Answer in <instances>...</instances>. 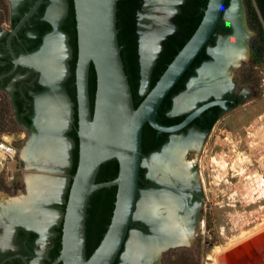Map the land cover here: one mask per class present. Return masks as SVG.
<instances>
[{
    "label": "water",
    "instance_id": "obj_1",
    "mask_svg": "<svg viewBox=\"0 0 264 264\" xmlns=\"http://www.w3.org/2000/svg\"><path fill=\"white\" fill-rule=\"evenodd\" d=\"M118 1L74 0L77 25L75 104L78 125V164L70 182L63 213L62 249L59 256L51 264H114L128 241L139 205V180L140 170L144 162L143 132L145 125L149 124L158 133H176L211 106H225V101L213 100L198 107L175 126L161 124L157 119L159 108L165 98L191 69L193 63L206 48L212 57L211 60L214 59L211 51L218 45L219 41L212 48H210V41L213 39L221 20L225 19L227 25L235 32V27L226 20L227 0H208L196 30L167 65L155 85L152 88L149 86L148 92L138 106H135L118 38ZM185 1L178 0L169 11L166 17L168 27L166 31L154 37L157 38V43L151 61L145 67L142 22L147 12L148 0H142V5L137 12L140 82L142 86L148 85V83L151 85L154 67L164 49L163 42L178 30L174 17L180 12L179 4ZM41 2L42 0L36 2L32 10L22 19L20 25L37 10ZM231 35L221 36L219 40ZM211 60L201 65L200 70H198V77L201 74V69ZM92 66L96 73V91L93 105L90 95ZM198 77H192L187 85V91L184 92L183 90L178 95L181 94L183 97L189 91L190 84ZM206 95L207 93L193 101L190 106L180 110H176L177 104L174 102L172 114L190 110L195 106L198 99ZM112 159H116L119 164L117 177L111 181L97 182L101 166ZM112 186L117 187V194L111 221L99 245L88 256L87 218L90 199L96 191ZM41 200L47 201L44 197ZM33 205L39 210L37 202H33ZM22 210L26 213L32 212L27 207ZM15 211L19 213L16 209ZM18 213L17 220L30 226L25 220H22L23 218L20 217L19 220ZM40 213L41 211L37 216ZM148 237L153 238V235ZM186 242H188L187 239L180 241L176 237L169 236L166 241L161 242V249H168ZM123 261L135 264L128 259H123Z\"/></svg>",
    "mask_w": 264,
    "mask_h": 264
},
{
    "label": "flooded vegetation",
    "instance_id": "obj_2",
    "mask_svg": "<svg viewBox=\"0 0 264 264\" xmlns=\"http://www.w3.org/2000/svg\"><path fill=\"white\" fill-rule=\"evenodd\" d=\"M6 1L5 16L0 22V107L3 102V94H6L16 121L27 131L35 133L41 130L38 120L42 112V98L48 97L55 90L63 93L70 103L73 99V92H76L75 67L77 58L75 59L74 42H77V25L74 0H42L37 10L21 25L22 19L32 10L38 0ZM230 31V26L223 24L222 19L213 39L210 41V46L213 45L218 34H225L226 36ZM56 37L62 38L66 45V60L64 74L57 78L56 84L53 83L54 85H52L45 78L44 61L42 60L41 53L43 54L48 41ZM206 55L208 58H206ZM211 59L209 50L206 48L198 57V62L188 73V76H190L185 82V88L190 79L195 74H198V68L204 62ZM254 67L258 69L256 64H254ZM228 74L229 71L224 77V89H222L221 93L218 90L212 91L210 88L207 91V95L198 99L191 110L171 114L174 107V95L172 106L167 115L171 117L181 116L182 118L179 122L169 126L180 124L198 107L213 100L221 99L225 101V106H211L189 125L176 133H154L152 141H150L149 146L146 148V152L143 150L144 159L147 155L152 157V155L155 156L159 153L161 163L157 167V171L149 168L151 165L148 161L142 164L139 191L143 189L144 196L152 197V200L156 201V203H163L169 200L168 202H173L174 208L171 215L169 214V206L157 212L155 214L157 218H155L156 223L154 219L149 222L140 217V220L137 222L133 220L131 227H138L148 236L154 235L155 230L153 228L158 227L160 232L158 231L157 233L161 238L158 246L160 249L162 247L160 246L162 245L161 242L166 241L167 237H176V229H173L172 224H170L171 219H180L183 216H187V229L190 227L188 232L191 234L198 225L200 208L204 209L198 200L201 190L200 178L204 174L199 169L200 159L190 160L189 156L197 148L200 151L199 155H203L202 153L206 149L210 138L215 136L217 122L223 118L224 113L236 109L244 100L241 94L234 91V83L230 80V75ZM213 92L216 93L214 94ZM260 119H262V116H260ZM71 133L68 131V135L73 137ZM173 135L184 141L178 152V157L180 156L181 160L185 162L187 168V173L185 172L184 175H181L183 176L182 178L180 176L177 177L174 174L175 172L170 170L173 162L168 156H164L165 153L163 152L169 146V143L172 142ZM218 137L220 139V136ZM216 138L213 141L217 146L218 140ZM225 139L228 138L225 136ZM195 140L198 141L196 146L193 145ZM228 140L231 143L232 140ZM41 143L43 146V140ZM207 151L208 149H206ZM161 165L166 167L165 170H163L164 166L162 167ZM60 204L54 201L51 207H60ZM50 214L54 216V213ZM56 216L57 214H55V220H52L47 227H45L46 225L28 226L26 223L15 221L16 227L10 229L7 227L6 221L1 219L3 216L0 214V264H51L59 256L62 249L63 221L59 225L56 222ZM37 217L43 220V212ZM158 220L159 226L156 225ZM162 250L164 249H161L156 254L157 258L153 259L152 264H161ZM115 264L131 263H126L121 258H118Z\"/></svg>",
    "mask_w": 264,
    "mask_h": 264
},
{
    "label": "rangeland",
    "instance_id": "obj_3",
    "mask_svg": "<svg viewBox=\"0 0 264 264\" xmlns=\"http://www.w3.org/2000/svg\"><path fill=\"white\" fill-rule=\"evenodd\" d=\"M234 1L238 3L240 10L244 13L246 22L245 30L248 34L246 40L248 56L238 67L234 68L230 74V80L234 83V91L241 94L244 100L236 109L224 113L223 118L217 122L215 136L210 138V141L206 145L208 151L206 152L205 149L201 156L197 148L193 150L189 156L190 160L200 159L199 169L204 175L200 178L201 190L198 200L204 209L200 208L198 225L195 227L192 234L189 232L187 238L188 242L162 250L160 258L161 264H214L212 259L209 258L213 249L217 246H225L228 242L240 238L244 230L242 226V221L244 219H247V217L251 215L255 216V218H252L254 224L252 223L245 229L248 230L254 228L261 222V220L257 218L259 214L264 218V186H261L263 189H256V191H259V195L255 193V196H257L255 198V200H257L255 203H251L250 200H245L241 192V189H243V173L241 165L237 162L238 159L251 157L252 162H244L245 164L242 162V164L245 165L244 169H246L247 172H254V170H257L258 173L264 177V169L261 168L256 161L258 160V154H260L259 150L264 149V55L261 57L262 59H259L260 61L258 63L253 62V44L259 45L262 44L263 41L259 35L258 25L250 14V5H253L256 9L263 31L264 10L260 0H229L227 9L232 7ZM184 3H180L179 7ZM223 24L227 25L225 19H223ZM233 33L234 32L231 30L229 34L233 35ZM221 36H225V34H218L215 42L210 48L216 46ZM254 64L257 65L258 69L254 67ZM200 68L201 67H199L198 70H200ZM194 77H198V74H195L193 78ZM149 86L150 83L142 86L140 82L139 94L145 95L149 90ZM186 91L187 87L184 89V92ZM3 95V102L0 107V137L4 134L14 137L19 155L14 161L7 164L5 170L0 175V195L7 200H23L24 203L29 197L31 202L33 196L30 195L31 186L29 185L28 178L30 176L36 178L55 177L58 183L60 180L62 182V185H59L60 190L58 194L52 197V193L39 190L40 188H38V193L42 191L44 194L42 193L39 198H35L33 202H37L41 212H50L54 213V215L57 214L56 222L60 225L63 221V213L69 193L70 182L73 177L72 168L74 164L73 157L76 141L73 137L68 135V131L72 132L74 130L76 120L75 101L72 99L69 103L72 118L68 129L63 131V137L69 142V161L62 165V163H58V161L53 158L49 156L44 157L38 151H35L43 147L41 145V140L45 136L44 129L40 127L41 130L35 133L24 129L16 121L11 105L6 98V94ZM175 96L174 102L177 103L178 98H181L182 95L176 94ZM191 109H193V107ZM260 116H262V119H260ZM218 136H220V139ZM225 136L232 140L231 143L228 139H225ZM215 138L218 140L217 146L213 141ZM197 143L198 141L195 140L193 145L196 146ZM33 145L37 147L33 149L34 151H31L30 149ZM222 157L227 162L225 167H222L219 163V161L223 160ZM148 158H150L149 155L145 157L143 164ZM48 159H50V161ZM51 159L53 161H51ZM235 174L236 176L233 177ZM254 181L255 179L252 181L254 183L252 187L256 186L255 182L257 181ZM260 195L262 196V201L258 198ZM43 197L46 198L47 201L41 200ZM143 197L144 190L141 189L139 191L138 204L141 203ZM54 201L59 202V204L61 203L60 207H51ZM10 205L15 206L14 204L1 205L0 212L2 214L5 212L4 217L1 219H4L7 227L11 229L17 225L15 223L17 213L14 208L6 209V207ZM2 208L6 210L3 211ZM260 208L261 212L258 214L257 211ZM138 209L134 217L135 222L140 220L137 214L139 213ZM134 232L138 233V235L143 238L146 236L138 227H131L128 241L119 256L122 260L126 259L125 254L128 250V243Z\"/></svg>",
    "mask_w": 264,
    "mask_h": 264
},
{
    "label": "bare ground",
    "instance_id": "obj_4",
    "mask_svg": "<svg viewBox=\"0 0 264 264\" xmlns=\"http://www.w3.org/2000/svg\"><path fill=\"white\" fill-rule=\"evenodd\" d=\"M177 1L178 0H148L146 6L147 12L144 15V21L142 22L143 53L145 67L148 63H150L153 50L157 43V38L155 39L154 37L157 34L166 31L168 27L166 17L168 16L169 11ZM226 20L235 27V32L231 36L221 38L218 42V45L214 49H212L211 52L214 56V59L201 69L200 76L190 84L189 91L183 97L178 99L176 103V110H180L190 106L193 101H195L200 96L206 94L210 88L212 89V91L218 90L221 93L222 89H224L223 82L225 75H227V72L229 71L228 75H230L234 68L238 67L241 62L248 56V47L246 45L248 34L245 30L246 26L244 13H242V10H240V7L237 2L234 1L232 7L227 10ZM41 57L44 61L43 68L45 78L49 80L52 85H54L53 83L56 84L57 78H59L65 72L66 45L64 44L63 39L56 37L49 40L43 51V54L41 53ZM41 104L42 112L39 116L38 121L41 127L45 130V136L42 139L44 145L42 148H39L35 151H38L44 157L49 156L53 158L54 160L58 161V163H62V165L66 164L69 161V142L63 137V131L68 129V127L70 126V121L72 118L70 104L63 93L57 92L55 90L48 97L42 98ZM192 138L194 139V137ZM183 142L184 141L182 139L174 137L172 139V142L169 143V146H167L168 148L166 147L165 151H163L165 153L164 156H168L173 162L171 168L169 167L170 170L175 172L174 174H176L177 177L180 176L181 178L183 177L181 175H184L187 171L185 162L181 160L180 156L178 157V152ZM35 145L31 147V151H34L33 149L37 147ZM259 151L260 154H258V160L256 161L257 163H259L261 168L264 169V149H260ZM48 160L50 161V159ZM51 161L53 160L51 159ZM147 161L151 165L149 167L150 169L152 168L155 171L158 170L157 167L161 163L160 156L158 155V153L155 156L152 155V157H150ZM237 162L239 163V165H241L243 173V187L241 186L243 189H241V192L243 193L244 199L250 200L251 203H255L257 201L255 200V198L257 197L255 196V193L259 195V191H256V189L262 188L261 186H264V177L259 174L257 170H254V172H247L246 169H244L245 165H243L242 162H252L251 157L238 159ZM219 163L220 165H222V167H225L227 162L225 159H223L219 161ZM165 168L166 167L164 166L163 170H165ZM53 178H36L33 176H30L28 178L29 185L31 186L30 195L33 196V200L37 198V195L41 196L43 193L42 191L52 193V197L53 195L58 194L60 190L59 185H62V182L60 180V182L58 183L56 178ZM254 179L257 182L254 181L256 183V186L252 187V184H254L252 181ZM38 188H40L39 190H42L40 191V193H37L39 191ZM145 195L147 194L145 193ZM258 198H260V201H262L261 195ZM142 199L143 200L139 204V213H137L139 217L144 218L149 222L154 219L156 223L157 218L155 214L160 210H164L167 206L170 207L169 214H172V210L174 208L173 202H168V200L163 203H156V201L152 200V197L150 196H144ZM33 200L30 202V199L28 197L24 203L23 200H7L2 195H0V209L1 205L4 206L7 204H14L15 206L10 205L7 206L6 209H9L10 207L15 208L17 211H19V213L17 212L19 214V220L21 217L23 218L22 220H25V222L33 226H45L51 220H55V215H50V212L43 213V220L38 218L37 214L40 211L37 210V208L33 205ZM26 207L28 208V210H32V212H24V210L22 209ZM261 208L257 211L258 214L261 212ZM6 209L2 208L3 211ZM32 213L33 215H31ZM0 214L2 213L0 212ZM4 214L5 212H3L2 214L3 217ZM186 218L187 216H183L180 219H171L170 224H172L173 229H176L177 240L182 241L188 238V229L190 227L187 229L188 219ZM252 218H255V216L251 215L247 217V219H244L242 221V226L244 230L242 231L240 238L228 242V244L225 246H217L213 249L209 258L212 259L214 264H264V218L262 217V215L259 214L257 218L260 219L261 222L259 221L260 223H258L254 228L245 230L246 227H249L253 223L254 220L252 221ZM16 221L18 220L16 219ZM153 225L155 226L154 223ZM156 225L159 226V220L157 221ZM153 229L155 230L153 238H143L136 232L131 235V238L128 243V250L125 254L126 259L139 264H152L153 259L157 258L156 254L161 251L158 247L161 239L160 235L157 233L159 229L158 227H155Z\"/></svg>",
    "mask_w": 264,
    "mask_h": 264
},
{
    "label": "trees",
    "instance_id": "obj_5",
    "mask_svg": "<svg viewBox=\"0 0 264 264\" xmlns=\"http://www.w3.org/2000/svg\"><path fill=\"white\" fill-rule=\"evenodd\" d=\"M208 0H186L184 4L180 6V12L174 17V21L178 25V30L174 34H171L166 40H164V49L161 52L160 57L157 60L154 67L151 85L152 88L157 82L160 75L166 69L167 65L173 60L178 51L183 47L187 40L192 36L197 26L199 25L202 16L204 14L203 9L207 6ZM229 0L226 2L228 5ZM261 6L264 10V0H260ZM142 5V0H119L118 12H117V27L119 29V43L122 48V58L125 65V70L128 75L135 106H138L143 100L145 95L139 94V85L141 79L140 73V55H139V35L137 32V12ZM7 1L0 0V22L5 16ZM250 14L253 16L255 22L258 25L259 35L262 38V44H253V62L258 63L264 55V31L261 25V21L257 15V11L253 5H250ZM75 47V59L77 58V42H74ZM206 58L207 55H206ZM198 62L193 63L192 67ZM198 64V63H197ZM191 67V68H192ZM191 70V69H190ZM190 70L183 76L180 82L174 87V89L168 94L163 101L158 111L157 119L161 124L172 125L179 120L181 116L171 117L167 113L170 110L173 103V96L185 89V82ZM185 80V81H184ZM96 91V73L91 67L90 71V95L93 105ZM73 99L76 102V92H73ZM77 111L76 120L74 124V130L72 136L76 141V147L74 149V164L72 168V174H75L78 164V136H77ZM157 131L153 129L149 124H146L143 132V150L146 152V148L149 146L150 141L154 133ZM119 171V164L116 159H112L104 163L97 176V182H106L114 180ZM117 187L112 186L110 188H103L96 191L91 199L90 206L88 208L87 218V254L90 256L96 247L102 240L108 225L111 221L113 214L115 201H116ZM118 260V259H117ZM116 263V261H115ZM114 263V264H115Z\"/></svg>",
    "mask_w": 264,
    "mask_h": 264
},
{
    "label": "built area",
    "instance_id": "obj_6",
    "mask_svg": "<svg viewBox=\"0 0 264 264\" xmlns=\"http://www.w3.org/2000/svg\"><path fill=\"white\" fill-rule=\"evenodd\" d=\"M15 144V139L11 136L4 134L0 137V175L7 164L14 161L19 155V150Z\"/></svg>",
    "mask_w": 264,
    "mask_h": 264
},
{
    "label": "crops",
    "instance_id": "obj_7",
    "mask_svg": "<svg viewBox=\"0 0 264 264\" xmlns=\"http://www.w3.org/2000/svg\"><path fill=\"white\" fill-rule=\"evenodd\" d=\"M38 193V192H37ZM40 197V195H37V198H39ZM51 215V214H50ZM53 215V214H52Z\"/></svg>",
    "mask_w": 264,
    "mask_h": 264
}]
</instances>
